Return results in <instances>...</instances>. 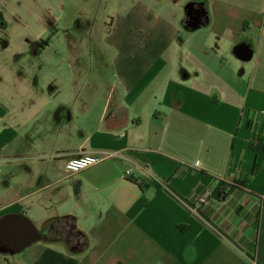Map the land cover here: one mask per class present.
Instances as JSON below:
<instances>
[{
  "label": "crops",
  "instance_id": "crops-1",
  "mask_svg": "<svg viewBox=\"0 0 264 264\" xmlns=\"http://www.w3.org/2000/svg\"><path fill=\"white\" fill-rule=\"evenodd\" d=\"M119 4L105 37L119 75L91 96L67 55L70 77L35 72L65 0H0V217L42 236L0 264H264V160L249 148L264 143V0ZM62 215L82 250L42 235Z\"/></svg>",
  "mask_w": 264,
  "mask_h": 264
},
{
  "label": "rangeland",
  "instance_id": "rangeland-1",
  "mask_svg": "<svg viewBox=\"0 0 264 264\" xmlns=\"http://www.w3.org/2000/svg\"><path fill=\"white\" fill-rule=\"evenodd\" d=\"M86 7L91 12V19H88V13L85 12L83 19L76 20L77 11L86 10ZM64 9L62 24L57 23L56 31L51 32L46 39V44L49 45L47 65L43 66L42 71L39 72L37 69L35 72L38 71V75L47 77H70L71 70L64 59L67 55L75 78V91L82 94L87 92V87L90 86L91 96L93 92L96 95L107 93L111 87V81L115 79L114 76L119 75L114 65H111V50L105 48L107 47L106 32L111 19L121 11L119 0H65ZM102 19H105L104 24ZM66 29H70L68 35L65 34L68 31ZM17 43L24 42L18 40ZM53 47L58 50L64 49L62 51L64 55L62 56L60 51L57 54L56 51L51 52ZM24 71L26 74L33 75L28 69ZM83 78L91 79V84L78 83V80ZM5 257H11V255L7 254Z\"/></svg>",
  "mask_w": 264,
  "mask_h": 264
},
{
  "label": "water",
  "instance_id": "water-1",
  "mask_svg": "<svg viewBox=\"0 0 264 264\" xmlns=\"http://www.w3.org/2000/svg\"><path fill=\"white\" fill-rule=\"evenodd\" d=\"M41 237L34 223L23 213H7L0 217L1 253H18Z\"/></svg>",
  "mask_w": 264,
  "mask_h": 264
},
{
  "label": "trees",
  "instance_id": "trees-1",
  "mask_svg": "<svg viewBox=\"0 0 264 264\" xmlns=\"http://www.w3.org/2000/svg\"><path fill=\"white\" fill-rule=\"evenodd\" d=\"M249 148L252 149L256 155L255 165H260L264 160V143L251 140L249 142ZM226 185L229 189L232 188L231 185ZM41 233L50 240L63 239L77 251L82 250L86 246V237L77 228L75 218L72 215H62L46 220Z\"/></svg>",
  "mask_w": 264,
  "mask_h": 264
},
{
  "label": "built area",
  "instance_id": "built-area-1",
  "mask_svg": "<svg viewBox=\"0 0 264 264\" xmlns=\"http://www.w3.org/2000/svg\"><path fill=\"white\" fill-rule=\"evenodd\" d=\"M113 155H115V153L110 152V151H103L101 153H93V154H91V153L82 154V155L68 159L66 164H65V171L68 174L77 173V172H80L84 169H87L93 165H96L105 157H110ZM71 163H75L77 165H82V166L78 167L77 169H71L68 167L69 164H71ZM207 200H208L207 196L200 195L196 200V204L198 206H200V205L204 204L205 202H207Z\"/></svg>",
  "mask_w": 264,
  "mask_h": 264
},
{
  "label": "clouds",
  "instance_id": "clouds-1",
  "mask_svg": "<svg viewBox=\"0 0 264 264\" xmlns=\"http://www.w3.org/2000/svg\"><path fill=\"white\" fill-rule=\"evenodd\" d=\"M82 165H77V164H75V163H71V164H69V168H71V169H77L78 167H81Z\"/></svg>",
  "mask_w": 264,
  "mask_h": 264
}]
</instances>
